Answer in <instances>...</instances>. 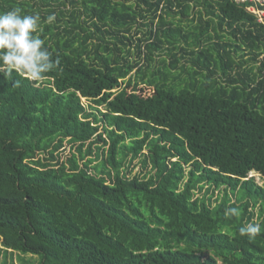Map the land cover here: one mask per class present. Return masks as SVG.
<instances>
[{"label":"trees","instance_id":"trees-1","mask_svg":"<svg viewBox=\"0 0 264 264\" xmlns=\"http://www.w3.org/2000/svg\"><path fill=\"white\" fill-rule=\"evenodd\" d=\"M250 5L264 9L0 0L39 15L59 61L40 82L0 73V256L264 264V185L250 175L264 178V22ZM249 222L254 239L239 234Z\"/></svg>","mask_w":264,"mask_h":264},{"label":"clouds","instance_id":"clouds-1","mask_svg":"<svg viewBox=\"0 0 264 264\" xmlns=\"http://www.w3.org/2000/svg\"><path fill=\"white\" fill-rule=\"evenodd\" d=\"M22 9L12 8L0 11V73L11 77L13 73L32 82H40L44 75L53 70L58 60L52 59V52L41 38L39 15H22ZM55 17L50 15L47 22ZM237 207L227 208L225 216H239ZM261 232V225L249 222L239 228L241 236L254 239Z\"/></svg>","mask_w":264,"mask_h":264},{"label":"rangeland","instance_id":"rangeland-1","mask_svg":"<svg viewBox=\"0 0 264 264\" xmlns=\"http://www.w3.org/2000/svg\"><path fill=\"white\" fill-rule=\"evenodd\" d=\"M239 2H247V1H256V2H264V0H237ZM248 10L253 12L254 14L258 15V19L261 22H264V9H259L256 5H250L247 7ZM139 34V33H138ZM139 36V35H136ZM136 56V55H135ZM134 56V57H135ZM157 60L154 63V67H160L162 64L160 62L161 58H156ZM140 88H145L143 85H140ZM145 93L148 91V89L144 90ZM143 91V92H144ZM83 102L89 106L92 104L89 100L86 98H83ZM101 110H104V106L99 107ZM141 169L140 165H137L134 169V173L139 172ZM250 175H254L256 177V181L264 185V178L257 172H252ZM4 261H6V264H38L39 263V257L36 255L28 254V255H22L21 257L18 255V253H15L13 256L8 255L7 257L5 256H0V264H5Z\"/></svg>","mask_w":264,"mask_h":264}]
</instances>
